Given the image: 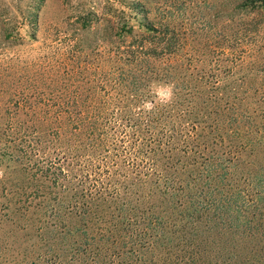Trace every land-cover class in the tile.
<instances>
[{"label":"trees","instance_id":"trees-1","mask_svg":"<svg viewBox=\"0 0 264 264\" xmlns=\"http://www.w3.org/2000/svg\"><path fill=\"white\" fill-rule=\"evenodd\" d=\"M179 1H133L129 51L55 62L50 97L0 65V264H264V0L225 33Z\"/></svg>","mask_w":264,"mask_h":264},{"label":"rangeland","instance_id":"rangeland-1","mask_svg":"<svg viewBox=\"0 0 264 264\" xmlns=\"http://www.w3.org/2000/svg\"><path fill=\"white\" fill-rule=\"evenodd\" d=\"M133 1L146 6L149 11L147 21L158 28L161 27L158 24L162 16L160 11L165 8V3L175 2L0 0V65L2 69L23 67V73L29 75L33 84L42 88L46 97H50V65H55L57 61H66L70 66L80 63L81 66L92 69L93 77L99 78L100 74H97L95 68L98 63L102 68L110 70L115 64L117 48L124 45L123 52L131 48L133 39L127 37L126 42L120 44L116 37V27L134 17V12L130 9ZM183 1L187 3V14L195 12L190 19L196 21L198 17H204L216 25L217 31L225 33L230 11L243 0H181L177 5ZM32 13H39L36 31H33L30 23ZM259 17L254 13L250 19ZM236 19L239 20V17ZM141 20L144 19L139 16L131 23L138 28ZM12 35L15 36L13 40ZM146 46L149 49L153 47L151 44ZM2 75L0 73V82L10 79ZM159 95L166 99L170 97L168 89H160Z\"/></svg>","mask_w":264,"mask_h":264}]
</instances>
